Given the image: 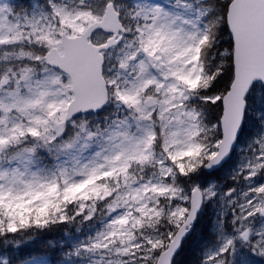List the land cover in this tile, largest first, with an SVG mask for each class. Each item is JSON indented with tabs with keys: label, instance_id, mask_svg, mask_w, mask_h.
Listing matches in <instances>:
<instances>
[{
	"label": "snow or ice",
	"instance_id": "6c2138e0",
	"mask_svg": "<svg viewBox=\"0 0 264 264\" xmlns=\"http://www.w3.org/2000/svg\"><path fill=\"white\" fill-rule=\"evenodd\" d=\"M0 264H264V0H0Z\"/></svg>",
	"mask_w": 264,
	"mask_h": 264
},
{
	"label": "trees",
	"instance_id": "16d2710c",
	"mask_svg": "<svg viewBox=\"0 0 264 264\" xmlns=\"http://www.w3.org/2000/svg\"><path fill=\"white\" fill-rule=\"evenodd\" d=\"M60 235H61V233H59V232H52V233L47 234L44 237H41V238L37 239L35 242L29 244L25 248V250H24L25 251V254L27 252L34 251V250L39 249L40 247H42L43 246V243H44V241L46 239H48V238H59Z\"/></svg>",
	"mask_w": 264,
	"mask_h": 264
}]
</instances>
